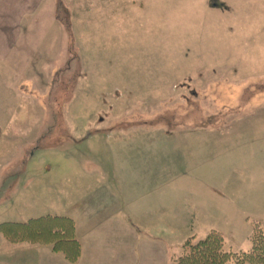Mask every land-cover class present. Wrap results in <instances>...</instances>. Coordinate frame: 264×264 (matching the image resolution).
Instances as JSON below:
<instances>
[{
  "label": "rangeland",
  "instance_id": "obj_1",
  "mask_svg": "<svg viewBox=\"0 0 264 264\" xmlns=\"http://www.w3.org/2000/svg\"><path fill=\"white\" fill-rule=\"evenodd\" d=\"M62 1V27L40 29V7L0 61V221L67 215L124 175L220 209L195 238L250 251L253 223L264 230V0Z\"/></svg>",
  "mask_w": 264,
  "mask_h": 264
},
{
  "label": "crops",
  "instance_id": "obj_2",
  "mask_svg": "<svg viewBox=\"0 0 264 264\" xmlns=\"http://www.w3.org/2000/svg\"><path fill=\"white\" fill-rule=\"evenodd\" d=\"M61 4L62 0H0V61L20 51L27 25L40 7L50 5L40 29H45L47 19L62 27ZM152 179L156 180L150 175ZM119 181L117 191L105 189L81 199L64 215L73 221L80 243L76 262L52 252L49 245L10 243L0 232V264H175L183 242L195 237L197 220L220 218V209L206 214L194 210L188 197L182 194V201L174 200L173 191H158L142 184L141 178L120 175ZM8 222L13 221L2 220L0 225Z\"/></svg>",
  "mask_w": 264,
  "mask_h": 264
},
{
  "label": "trees",
  "instance_id": "obj_3",
  "mask_svg": "<svg viewBox=\"0 0 264 264\" xmlns=\"http://www.w3.org/2000/svg\"><path fill=\"white\" fill-rule=\"evenodd\" d=\"M254 222L251 250L235 253L224 250L223 236L210 231L205 238H187L175 264H264V230ZM1 234L10 243L49 245L52 252L62 254L69 262H76L81 248L75 236L73 221L65 216L46 215L25 223L8 222L0 225Z\"/></svg>",
  "mask_w": 264,
  "mask_h": 264
}]
</instances>
